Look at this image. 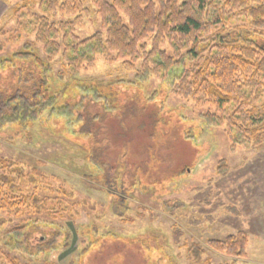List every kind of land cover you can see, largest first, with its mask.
<instances>
[{
    "label": "rangeland",
    "instance_id": "374dc122",
    "mask_svg": "<svg viewBox=\"0 0 264 264\" xmlns=\"http://www.w3.org/2000/svg\"><path fill=\"white\" fill-rule=\"evenodd\" d=\"M93 1L83 0L88 13L75 31L80 39L101 30ZM21 3L0 0V57L33 43L31 15L15 13ZM35 51L44 58L39 46ZM57 73L56 62L54 79ZM134 75L120 62L98 58L77 79H61L75 107L28 135H0V157L41 174L44 190L62 183L71 197L53 198L74 211L64 212L47 241L45 223L32 224L38 231L32 243L45 242L41 251L12 250V256L22 264H264V146L234 141L225 127L209 128L200 119L207 109L173 96L167 81L136 85ZM109 93L115 95L111 109L102 99ZM119 142L131 151L135 176H113L116 169L108 175L100 155L90 159V149ZM239 233L246 237L244 259L207 245ZM193 245L202 249L200 262L188 253Z\"/></svg>",
    "mask_w": 264,
    "mask_h": 264
},
{
    "label": "trees",
    "instance_id": "16d2710c",
    "mask_svg": "<svg viewBox=\"0 0 264 264\" xmlns=\"http://www.w3.org/2000/svg\"><path fill=\"white\" fill-rule=\"evenodd\" d=\"M93 4L101 30L85 39L75 35L88 13L83 0H22L16 8V14L31 15L34 40L0 57V135H28L37 124L65 112L69 104L75 107L77 101L71 102V87L62 83L63 75L77 79L82 70L105 58L135 73L136 85H145L150 78L167 81L173 96L207 109L200 119L209 128L225 127L234 141L243 140L256 149L264 146V0H94ZM56 62L61 73L54 79ZM102 99L108 109L115 103L113 93ZM118 144V148L90 149V159L100 155L108 167L106 174L116 169L113 176H135L136 164L127 155L130 149ZM147 164H139L136 173ZM45 182L20 161L0 157V264H22L12 250L41 251L45 242L38 238L32 243L36 231L32 227L45 223L47 241L64 212H74L60 199L71 197L63 184H45L44 190ZM207 245L230 258H245L243 233ZM188 253L196 262L203 254L199 245Z\"/></svg>",
    "mask_w": 264,
    "mask_h": 264
}]
</instances>
